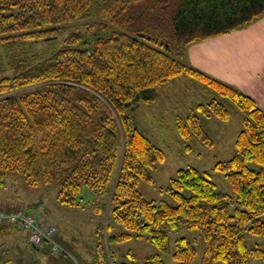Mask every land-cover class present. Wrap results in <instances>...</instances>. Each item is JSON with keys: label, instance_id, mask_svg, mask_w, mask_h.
I'll return each instance as SVG.
<instances>
[{"label": "trees", "instance_id": "trees-1", "mask_svg": "<svg viewBox=\"0 0 264 264\" xmlns=\"http://www.w3.org/2000/svg\"><path fill=\"white\" fill-rule=\"evenodd\" d=\"M263 15L264 0H0V186L16 172L68 205L79 204L84 186L106 196L108 215L124 230L107 244L146 239L166 253L169 234L185 228L201 234L200 264H264V243L246 239H264V112L186 60L189 45ZM182 77L209 95L174 119L186 152L193 139L213 146L201 118L228 121L233 108L243 117L234 155L213 165L233 195L217 190L210 173L186 167L169 179L173 203L156 204L138 186L153 183L150 171L165 155L131 114ZM99 251L103 264H134L114 263L110 253L107 262ZM196 256L191 241L175 240L177 264Z\"/></svg>", "mask_w": 264, "mask_h": 264}, {"label": "rangeland", "instance_id": "rangeland-1", "mask_svg": "<svg viewBox=\"0 0 264 264\" xmlns=\"http://www.w3.org/2000/svg\"><path fill=\"white\" fill-rule=\"evenodd\" d=\"M80 28L82 29L81 26ZM41 46L39 50L43 51L45 46ZM27 48L32 51L31 53H33V50H38L34 46ZM172 82H182L181 84L176 83L178 89L189 95L193 94L195 105L208 101L206 100L209 96L208 93L199 84L186 77L172 80L162 89L168 90L171 88V84H175ZM141 106H145L144 103H140L131 114L134 125L140 131ZM148 108L152 107H145L143 113ZM181 116H183V113ZM242 121V115L235 108L231 109V116L228 121L201 118L202 128L213 141V146H203L193 139L187 143L191 148L188 152L185 149L187 141L182 140L174 127L165 128L162 126L157 130H144L142 133L163 151L165 159L150 171L153 178L152 184L139 183L138 189L142 196L156 204L162 201L172 204L173 201L167 192L169 179L175 175L178 169L186 167H193L199 171L210 173V179L216 185L217 190L233 195L231 187L226 182L223 174L213 171V165L217 161L229 160L234 155V142L237 134L242 129ZM145 127L147 126L145 125ZM4 185L9 189L8 194L13 195L14 204L18 209L32 214L40 223H51L56 226V236L60 238L57 242L66 249L64 250L65 255L62 254L61 256H67L64 259L66 264H103V259L99 256L100 248L104 251L107 262H109L108 253H110L114 263L177 264L171 255L174 251V242L179 237H185L194 244L197 256L193 264H200L204 248L201 234L198 231L185 228L169 234L168 251L166 253L159 252L146 239H131L123 243L107 244V237L124 230L115 224L111 216L108 215L107 197L99 195L87 186L81 189L78 196L79 204L74 206L60 202L57 191L53 188H46L45 186L28 187L23 176L16 172L7 173ZM106 226L109 227L108 231H106ZM246 239L252 244L264 243V239L260 237L247 236ZM73 247H75L74 250H72ZM41 248L46 251V255L51 256L46 245ZM29 250L38 254L39 260L37 262H39L41 257L40 248L34 249L31 247ZM128 253H132L134 259H130ZM33 258H36L34 254ZM216 264L223 263L217 262ZM252 264H256V262L252 261Z\"/></svg>", "mask_w": 264, "mask_h": 264}, {"label": "crops", "instance_id": "crops-1", "mask_svg": "<svg viewBox=\"0 0 264 264\" xmlns=\"http://www.w3.org/2000/svg\"><path fill=\"white\" fill-rule=\"evenodd\" d=\"M186 60L191 67L251 97L264 112V15L242 29L189 45ZM172 83L175 84L168 90L163 86L156 88V99L141 106V132L162 126L175 128V117L187 114L195 106L194 95L178 89L176 83L182 82ZM142 107L152 108L143 113ZM8 191L5 185L0 186V209H18ZM58 239L56 236V242ZM29 248L27 236L19 227L0 225V264H66L67 256H48L42 248L37 262L38 254Z\"/></svg>", "mask_w": 264, "mask_h": 264}, {"label": "built area", "instance_id": "built-area-1", "mask_svg": "<svg viewBox=\"0 0 264 264\" xmlns=\"http://www.w3.org/2000/svg\"><path fill=\"white\" fill-rule=\"evenodd\" d=\"M9 224L19 227L27 236L32 248L47 246L52 255L65 254L64 249L56 242L57 228L51 223H40L32 214L22 209H0V225Z\"/></svg>", "mask_w": 264, "mask_h": 264}]
</instances>
